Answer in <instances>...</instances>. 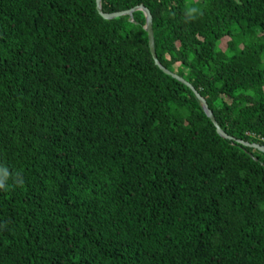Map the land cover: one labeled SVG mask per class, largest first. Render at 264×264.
Masks as SVG:
<instances>
[{
	"label": "trees",
	"instance_id": "1",
	"mask_svg": "<svg viewBox=\"0 0 264 264\" xmlns=\"http://www.w3.org/2000/svg\"><path fill=\"white\" fill-rule=\"evenodd\" d=\"M139 3L231 138L140 9L0 0V264H264V0Z\"/></svg>",
	"mask_w": 264,
	"mask_h": 264
},
{
	"label": "water",
	"instance_id": "2",
	"mask_svg": "<svg viewBox=\"0 0 264 264\" xmlns=\"http://www.w3.org/2000/svg\"><path fill=\"white\" fill-rule=\"evenodd\" d=\"M96 4H97L98 12L106 19L115 18V17H118V16H128L130 21H134L133 13L135 11H138L139 9L141 11H143V13L145 15V19H146L145 25H144V29L146 30L147 35H148L149 48H150V52L152 54V57L154 59V63L156 65H158L165 73L172 75L173 77L177 78L178 80H180L183 83H185L186 85H188L192 89V91L195 93L197 98L200 100L202 108L205 111V113L207 114V116L211 119V122H213L214 125L216 126L215 130L221 136H223L225 138H231L219 126V124H218L213 112L209 108L206 100L200 95V93L194 88V86L190 82L185 80L183 77H181L178 74L170 71L169 69L164 67L161 63H159V60L157 58L156 48H155V38H154V31H153L152 14H151L150 10L148 9V7H146L145 5L139 3V5H136V6L132 7V8H130V9L107 13V12H104L102 10L101 0H96ZM239 142L243 143L244 145L251 146V147H254L256 149H259L260 151L264 152V145H260V144H257V143H249V142H245V141H241V140H239Z\"/></svg>",
	"mask_w": 264,
	"mask_h": 264
},
{
	"label": "clouds",
	"instance_id": "3",
	"mask_svg": "<svg viewBox=\"0 0 264 264\" xmlns=\"http://www.w3.org/2000/svg\"><path fill=\"white\" fill-rule=\"evenodd\" d=\"M8 170L6 168H0V189L5 188V181L8 178Z\"/></svg>",
	"mask_w": 264,
	"mask_h": 264
},
{
	"label": "rangeland",
	"instance_id": "4",
	"mask_svg": "<svg viewBox=\"0 0 264 264\" xmlns=\"http://www.w3.org/2000/svg\"><path fill=\"white\" fill-rule=\"evenodd\" d=\"M226 41H227V39H224V40H223V42H222V43H223V44H222V47H225V45H226Z\"/></svg>",
	"mask_w": 264,
	"mask_h": 264
}]
</instances>
